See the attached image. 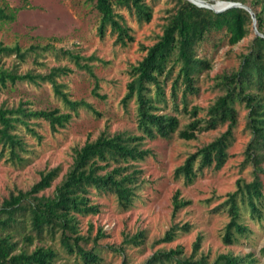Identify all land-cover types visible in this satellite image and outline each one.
Segmentation results:
<instances>
[{
    "label": "trees",
    "instance_id": "obj_1",
    "mask_svg": "<svg viewBox=\"0 0 264 264\" xmlns=\"http://www.w3.org/2000/svg\"><path fill=\"white\" fill-rule=\"evenodd\" d=\"M98 14L97 34L104 38L109 31L115 36V43L125 46L133 41L123 11L138 23L151 19L152 8L145 0H90ZM215 4L212 0H204ZM241 3L248 6L255 15L256 29L250 51L243 56L239 68L221 78L219 85L222 94L211 103L203 118L198 117L199 108L188 110V97L198 92L197 82L200 75L210 68L207 59L199 57L197 50L213 33H223L228 43L235 45L248 34L252 24L251 15L243 8L232 7L222 12L198 7L188 0H172L173 7L167 10L166 23L162 35L149 47H143L144 57L130 69L131 80L126 84L122 99L124 107L130 101L135 103L136 128L139 134L128 132H103L95 140L87 141L73 150L70 168L63 175L51 196L39 195L48 189L57 178L60 169L53 168L41 173L40 180L29 190H17L10 193L0 204V264H55L61 254L74 257L81 264H101V248L97 239L87 249L90 235L79 231V217L96 215L99 205L93 203L96 195H111L122 211L131 208L140 188L138 163L150 154L142 144L147 139H170L177 132L179 138L194 140L203 131L216 130L225 124V133L209 144L188 156L174 173L187 183L193 181L198 172L204 169H220L228 158L233 135L232 129L237 123L236 104H243L247 110L246 127L251 139L245 150L246 162L254 168V179L250 183H239L235 192L220 208L227 212L229 221L224 227L222 241L235 244L241 238H247L250 229L244 223V213L252 218H260L261 202L264 200V0H219ZM16 10L0 5V23L13 22ZM46 54L56 59L66 58L75 66L91 72V67L81 64L84 60L72 50L56 49L51 44L30 46H6L0 41V89L8 85L28 82L40 85L44 82L52 85L68 112L60 109L32 110L20 104L17 108L0 106V158L13 165L25 161L29 145L24 139L28 132L40 139L35 126L47 122L55 133L77 114L80 107L92 109L83 101H72L63 91L64 85L57 82L61 76L72 72L67 66L52 67L48 73L40 74L29 70L18 72L20 65L32 58V62L42 65ZM14 56L11 67H5L3 59ZM93 60V59H91ZM169 95H166L167 84ZM95 96L104 98L94 92ZM171 105L174 111L188 113L190 121L178 130L179 119L175 114L160 113ZM181 106V109H180ZM174 208L179 210L188 202L174 197ZM189 225L173 228L166 232L160 242L172 241L177 230L187 232ZM144 239L143 233H137L125 244L138 246ZM201 238L194 243V254L199 249ZM57 241L55 248L50 242ZM37 245L29 251L34 243ZM114 252L117 249L108 247ZM181 250L157 251L143 264H208L207 259H180ZM251 255L243 257L222 254L213 264H254Z\"/></svg>",
    "mask_w": 264,
    "mask_h": 264
},
{
    "label": "rangeland",
    "instance_id": "obj_2",
    "mask_svg": "<svg viewBox=\"0 0 264 264\" xmlns=\"http://www.w3.org/2000/svg\"><path fill=\"white\" fill-rule=\"evenodd\" d=\"M145 1L152 8L148 22L138 23L122 12L133 41L121 46L114 42L115 36L109 31L104 38L98 36V14L90 0H0V5L16 10L13 22L0 23V41L4 45L26 49L51 44L56 49L72 50L84 58L81 64L89 65L92 72L78 68L66 58L56 59L51 54L39 60L42 65L32 62L31 57L20 65V73L31 70L40 74L48 73L52 67L67 66L72 72L61 76L57 82L64 85L63 91L70 100L83 101L92 109L80 107L66 127L55 133L47 122H41L34 127L40 139L24 132L29 152L23 164L13 165L0 158V204L10 193L29 190L40 180L41 173L59 168L51 186L39 194L51 196L72 164L73 150L95 140L101 133L139 134L134 101L126 107L122 103L126 84L131 80L130 69L144 57L143 47L153 45L162 35L167 10L173 7L172 0ZM212 1L216 3L219 0ZM255 29L256 23L252 22L246 37L235 45H230L223 33H213L208 42L197 50L199 57L208 60L210 68L198 78V92L188 97V110L197 106L198 117H205L208 106L223 93L219 85L221 78L236 71L243 56L250 51ZM13 60L14 56L3 59L5 67H11ZM169 86L170 83L165 90L167 96ZM94 92L104 98L95 96ZM20 104L32 110L57 108L68 112L62 100L55 95L52 85L46 82L40 85L22 82L0 89V106L10 109ZM235 108L237 123L232 129L228 158L220 169H204L190 183L174 177L175 170L188 156L225 133L227 124L216 130L200 132L189 141L179 138L177 132L170 139L145 140L142 148L148 149L150 154L138 163L140 188L129 210H120L111 195L94 194L92 200L99 205V213L79 217L78 226L81 234L91 237L87 249L93 246L96 235L103 233L104 236L97 239L103 258L101 264H143L157 251L177 248L182 253L180 259L195 261L204 256L208 264H213L222 254L251 255L255 259L254 264H264V200L260 218L252 219L244 213L243 221L250 229L247 238H241L235 244L222 241L229 217L220 207L228 195L236 191L239 183H250L254 179V168L245 160V150L251 139L246 127L247 110L243 104H236ZM164 112L178 117V130L190 121L188 113L174 111L170 104L160 113ZM260 177L264 182V174ZM175 195L188 204L175 210ZM185 224L190 227L187 232L177 230L172 241L160 242L166 232ZM140 232L144 234L141 244H125V240ZM198 237L201 238L199 249L194 254V243ZM48 244L58 247L57 241ZM36 245L35 242L29 251ZM108 247L117 250L114 252ZM55 264L81 262L61 254Z\"/></svg>",
    "mask_w": 264,
    "mask_h": 264
},
{
    "label": "water",
    "instance_id": "obj_3",
    "mask_svg": "<svg viewBox=\"0 0 264 264\" xmlns=\"http://www.w3.org/2000/svg\"><path fill=\"white\" fill-rule=\"evenodd\" d=\"M188 1H190L193 4H195L198 7L211 9L214 12H218V13L222 12V11H225V10H227L229 8H232V7L243 8L251 15L252 21L255 22V15L252 12V10L248 6H245V5L241 4V3L218 1L215 4H210V3H208V2H206L204 0H188ZM255 33H256V35H259L257 29H255Z\"/></svg>",
    "mask_w": 264,
    "mask_h": 264
}]
</instances>
